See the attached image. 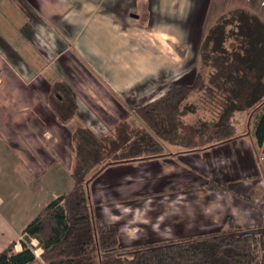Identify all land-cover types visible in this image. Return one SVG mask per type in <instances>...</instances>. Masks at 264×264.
<instances>
[{
    "label": "rangeland",
    "instance_id": "obj_1",
    "mask_svg": "<svg viewBox=\"0 0 264 264\" xmlns=\"http://www.w3.org/2000/svg\"><path fill=\"white\" fill-rule=\"evenodd\" d=\"M13 1L18 8L10 0H0L1 66L12 72L11 76L16 82L21 83V77L28 82L32 77L30 83L33 84L34 109L41 111L46 106L65 126L61 127L64 129V140L61 142V132L56 128L51 129L55 136L50 131L43 133V140L51 144L50 148L59 142L63 150L61 154L63 153L64 159L59 160L63 167L60 166L55 172L63 175L61 181L64 186L69 182L71 190L76 187L75 179L71 177L73 171L79 178V185L85 190L92 217H99L105 223L115 226L118 234V225L124 224L121 227L122 236L118 238L120 245L114 255L129 258L134 250L151 243L165 246L195 235H204L200 233L220 231L228 219L235 227L239 223L247 228L264 226V148L254 150L255 161H252L251 167L247 164L251 159L249 153L243 154L245 158L242 156L244 159L239 162L241 152L238 156L232 153L231 158L225 150L222 154H214L216 157L205 163L201 150L210 146L207 143L210 133L199 139L194 132L201 123L210 125L216 121L219 109L217 105L220 102L216 91H213L214 94L211 91L213 86L209 85L214 70L201 58L204 54H211L209 50L204 51L202 36L215 23H222L226 32H235L229 25V13L235 9L254 14L264 23V0ZM195 8H199L197 13L193 12ZM20 17L26 20L25 23ZM186 18H191L193 24L200 23V42L195 41L196 37L188 43L182 39L184 36L180 20ZM30 31L31 36H27V43H24L25 40L22 41L21 38L25 37V32ZM118 36L121 37L120 40L131 39L132 36L135 39L131 40L129 47L127 43H118L116 46L117 49L127 47L125 53L129 54L126 59L130 61V66L137 62L141 69L157 71L144 75L129 70L121 74L120 70L117 69V72L115 67L109 65V59H105L106 66L102 63L95 64L94 58L87 55L96 40L97 45L103 48L106 41L115 43ZM150 37L155 42L153 47L145 43ZM6 41L20 54L21 64H26L29 70L28 75L21 76L16 73L13 76L14 72H18L14 66L17 56L13 50V53L8 51L11 47L4 44ZM232 43L228 41L226 45L230 47ZM117 51L113 53L117 54ZM114 78L125 84H133L130 89L119 94L121 98H115L107 85L108 80ZM197 80L204 81V88L192 92L184 102L190 104L195 111L181 115V143L172 144L154 137L140 118V109L177 85L192 86ZM0 81L3 82V78ZM20 111L21 109L18 113ZM234 123L238 133L247 136H242L237 146L249 148V133L252 132L254 123L253 113H238ZM123 124L128 126L126 130H121ZM44 126L49 127L46 124ZM77 130L88 131L97 138L105 151L101 161H88L84 164L77 157L73 141L74 132ZM135 133L144 134L143 139L150 137L158 141L162 148L159 155L129 161L139 163L136 165L138 171L135 174L136 179H140L139 184L141 179L155 181L161 178L162 174L159 173L158 176L156 173L160 169L151 168L154 165L152 160L157 157L163 158L161 166L165 172H169L175 165L177 169L161 178L162 183L167 185L164 189L157 185L145 189L140 186L141 191L148 192L132 198V202H122L129 211L118 209L123 212V217L117 218L114 224L108 223L92 211L89 186L105 168L117 164L108 161L110 158L107 156L110 153H125V156L134 153L135 148L128 146L142 140ZM127 139L130 141L124 144ZM0 158L4 159L5 156ZM234 163L240 165V172H224L225 168H231ZM64 170L69 173L68 179ZM237 180L246 181L247 189L232 183ZM253 180L259 184L256 188L253 186L255 191L251 194L248 186L255 184ZM142 197L146 200L145 205L141 202ZM190 198L192 201L185 203ZM240 198L242 201L237 203ZM224 226V229L228 228V224ZM21 238V235L18 236L17 242L13 243V246L18 245V251L13 248L16 252L21 250ZM30 247L35 257L40 259L42 250L37 241L31 240ZM105 262L113 264V261Z\"/></svg>",
    "mask_w": 264,
    "mask_h": 264
},
{
    "label": "trees",
    "instance_id": "obj_2",
    "mask_svg": "<svg viewBox=\"0 0 264 264\" xmlns=\"http://www.w3.org/2000/svg\"><path fill=\"white\" fill-rule=\"evenodd\" d=\"M229 16V25L235 32H226L222 23H215L201 39L204 51L211 53L201 58L214 70L209 85L213 86L211 91H216L220 102L216 121L210 125L201 123L194 132L199 139L210 133L207 137L210 146L225 143L237 134L235 116L252 112L253 137L256 146L264 148V23L241 9L231 11ZM228 41L233 42L230 47L226 45ZM4 44L10 46L8 41ZM203 88L204 81L199 80L192 86L177 85L146 104L139 116L157 139L181 143V115L195 111L184 102L192 92ZM127 127L123 124L121 130ZM135 135L142 140L128 146L135 148L134 153L130 156L110 153L108 161L129 162L159 155L162 148L158 141L150 137L143 139L144 134ZM128 139L123 143H128ZM73 141L77 157L84 164L103 159L105 151L90 132L77 130ZM73 176L76 187L50 201L38 213L21 232V250L16 252L13 244L9 245L0 252V264H105L107 260L113 264H264V226L235 227L230 219L224 230L165 246L151 243L134 250L129 258L114 255L120 245L117 228L99 217H92L85 190L74 172ZM31 240H36L42 250L40 259L30 247Z\"/></svg>",
    "mask_w": 264,
    "mask_h": 264
},
{
    "label": "crops",
    "instance_id": "obj_3",
    "mask_svg": "<svg viewBox=\"0 0 264 264\" xmlns=\"http://www.w3.org/2000/svg\"><path fill=\"white\" fill-rule=\"evenodd\" d=\"M212 1L214 2V0ZM10 2L13 3L12 0H10ZM14 4L16 5V8H18L17 4ZM198 9L199 8H195V10L193 9V12L197 13L196 10ZM5 10L7 9L5 8ZM20 19L23 23H25L26 20H24V18L20 17ZM180 22L181 30L184 36L182 39L184 42H192L194 37H196L195 41L200 42L202 34L200 23L193 24L191 18L180 20ZM92 30L91 36L93 35ZM28 33L29 35H27ZM134 33L135 32L133 31V36H135ZM25 34V37L21 39L22 41L25 40L23 41L24 43H27V36H31V31L25 32ZM133 36L131 39L124 40H120L121 37L118 36L115 43L106 41L103 48L102 46L97 45L98 40H96L94 42L93 49L88 51L87 55L90 58H94L95 64L102 63L103 65H106L105 59H109V65L115 67L116 71L117 69L120 70L121 74L122 72H129V70H133V72H138L144 75L146 73H154V71L157 70H151L153 72H150L141 69L137 62H134V65L130 66V61L126 59V56H129V54L125 53L127 47H119L117 49L116 46L118 43H127L129 47ZM133 41H135V39H133ZM145 43L149 47H153L155 44L152 37L147 39ZM29 45H31V41L29 42ZM12 50L17 56H14L17 61V63H14V66L16 71H18L14 72L13 76L16 73V75L20 74L21 76L28 75L27 72L29 70L26 67V64H21L22 60L20 59V54H18L16 49L13 47H11V50L8 51L12 52ZM115 50H118L117 54L113 53ZM158 57L161 61L162 59L160 54ZM159 62L157 64L158 68ZM1 63L2 62L0 61V78H3V82L0 81V156L3 155L5 158H0V252L6 249L9 245L17 242V238L21 235L22 230L50 201L71 190V184L69 182L67 186H64L61 181V177H63V175L55 172L57 168L60 169V166H62L59 160L64 159L63 153L61 154V151L63 150L61 149L59 142L64 140V129L62 130V128H65V126H63V123L58 119L55 113L52 111L50 113L46 109V106L45 109H42L41 111L37 108L34 109L35 107L33 106L34 102L32 94L33 84L30 83L32 77L28 80V82H26L25 78L22 77L20 78L21 83L16 82L11 76L12 72L4 66H1ZM157 67L155 68L157 69ZM111 74H113V72ZM107 83L115 98H121L119 94H123L124 91L133 86V84L130 83H123L118 78H114L110 81L108 80ZM20 109L21 111L18 113V110ZM34 110L36 112H34ZM33 114H36V116L34 117ZM44 124L49 127L45 128ZM53 128H56L57 131L59 130L61 134L59 135V142H57L53 148H50L49 146L51 144L46 143L43 140V133L50 131L54 135V132L51 130ZM242 136L246 135H240L237 131L236 136L232 140L203 148L201 150V156L204 159V162H208L212 157H216L214 154L219 152L222 154L225 150L231 158H233L232 153L237 155L241 152V156L238 159L239 162L240 159L243 160L245 158L244 155H248L249 153L251 155V159L247 162V164L251 167L252 161L253 163L255 161L254 150H261V148L258 149L255 146L256 143L253 137V132L249 133V148H239L237 146V142H240ZM183 155L185 156L186 153ZM161 159L163 158L157 157L152 160L154 165L151 168L156 170L160 169L159 172H156L158 176H160L159 173H161L162 178L170 175V173H172L171 170L175 169L176 171L177 165H175L174 168H170L169 172H165L161 166V164H163ZM138 164L139 163L137 162H120L111 165L108 168H105L90 183L89 199L93 204L92 211L95 215L103 217L108 223L114 224L117 218L121 219L124 215L123 212H119L118 209H125L129 211V209L122 202H132V198H137L139 195L141 196L148 192L145 190L141 191L139 189L140 186L144 189L145 187H151L152 185H157L163 189L167 187V185L162 183L161 178L155 181L141 179V184H139L140 179H136L135 176L138 171V167L136 166ZM240 170V165L238 166L237 163H234L231 168H225L224 172L234 171L238 173ZM64 172L67 177V174L69 173L65 170ZM72 172L73 171H71V177ZM253 182H255V184L253 183L251 186H248V192L251 191V194L254 193L255 188L259 184L256 183V180H253ZM232 183H235V186L247 189L248 184L246 181L237 180ZM253 186L255 188H253ZM251 194L250 196H252ZM138 199L135 200L138 201ZM191 201L192 199L190 198L186 200L185 203H189ZM239 201H242V198L238 199L237 203H239ZM253 201L258 202V200ZM141 202L144 205L146 204V200L143 197L141 198ZM136 209L137 207H135L134 210ZM226 224L227 221L225 220L224 225ZM121 225L122 226L118 225L119 237H121L123 233L121 227H124V224L122 223ZM224 225L222 226V230H224ZM242 225L243 224L239 223L238 227L247 228ZM14 248L18 251L17 244Z\"/></svg>",
    "mask_w": 264,
    "mask_h": 264
},
{
    "label": "built area",
    "instance_id": "obj_4",
    "mask_svg": "<svg viewBox=\"0 0 264 264\" xmlns=\"http://www.w3.org/2000/svg\"><path fill=\"white\" fill-rule=\"evenodd\" d=\"M72 178L74 179L73 172H72Z\"/></svg>",
    "mask_w": 264,
    "mask_h": 264
}]
</instances>
